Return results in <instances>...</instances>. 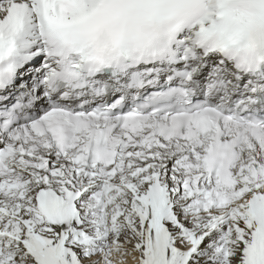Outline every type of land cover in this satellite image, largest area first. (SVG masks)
<instances>
[{
    "label": "snow or ice",
    "instance_id": "1",
    "mask_svg": "<svg viewBox=\"0 0 264 264\" xmlns=\"http://www.w3.org/2000/svg\"><path fill=\"white\" fill-rule=\"evenodd\" d=\"M0 264H264V0H0Z\"/></svg>",
    "mask_w": 264,
    "mask_h": 264
}]
</instances>
